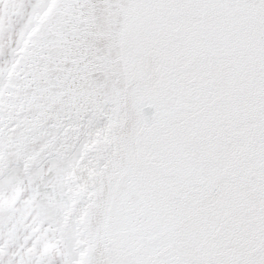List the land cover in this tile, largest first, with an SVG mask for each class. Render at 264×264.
<instances>
[{
  "label": "snow or ice",
  "instance_id": "6c2138e0",
  "mask_svg": "<svg viewBox=\"0 0 264 264\" xmlns=\"http://www.w3.org/2000/svg\"><path fill=\"white\" fill-rule=\"evenodd\" d=\"M0 264H264V0H0Z\"/></svg>",
  "mask_w": 264,
  "mask_h": 264
}]
</instances>
